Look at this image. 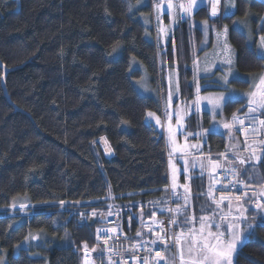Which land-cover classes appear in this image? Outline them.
<instances>
[{
  "label": "trees",
  "instance_id": "16d2710c",
  "mask_svg": "<svg viewBox=\"0 0 264 264\" xmlns=\"http://www.w3.org/2000/svg\"><path fill=\"white\" fill-rule=\"evenodd\" d=\"M247 1L237 0L235 18L245 17L256 4L264 7ZM150 2L0 0V209L23 196L27 207H36L0 213V256L8 252V264H80L83 246L96 247L95 227L80 226L72 212L99 208L109 189L119 203L166 197L164 137L146 123L149 111L162 117L163 102L143 96L135 85L139 74L131 72L134 57L156 79L160 53L147 24ZM206 11L197 16L204 18ZM234 19L217 23L230 27L236 69L261 73L264 59L234 27ZM253 24L258 30L259 23ZM244 105L228 102L227 122L233 114L245 115ZM201 118L207 125L212 115ZM195 127L193 119L189 129ZM101 139L111 146L113 158L104 156L97 144ZM230 147L226 136L210 133L203 151L217 154ZM240 147L231 150H242L243 143ZM235 159L241 160L229 156L227 162L238 165L244 176ZM180 186H185L184 176ZM190 190L192 212H203L208 203L200 173ZM151 217L153 212H141L126 217L123 226L138 238L142 222ZM255 223L233 264H264V218ZM34 234L53 239L54 246L41 249L40 258L31 257L33 250L14 256V249Z\"/></svg>",
  "mask_w": 264,
  "mask_h": 264
},
{
  "label": "built area",
  "instance_id": "2783aa9c",
  "mask_svg": "<svg viewBox=\"0 0 264 264\" xmlns=\"http://www.w3.org/2000/svg\"><path fill=\"white\" fill-rule=\"evenodd\" d=\"M152 8L157 3L151 0ZM244 124L233 123V117L230 120L232 133L240 138L244 147L240 151H221L217 154L207 152H196L188 156H178L168 153L166 137L164 138L166 147L167 161V185L163 189L166 192L164 199H157L146 202L119 203L117 197L109 190L108 197L102 200V206L91 207L72 212V216L80 226L95 227V243L99 248L100 258L104 264H166V260H161L155 256L156 251H161V255L166 257L170 252L164 251L167 247L175 257L176 264H181L179 259L181 244L179 231L187 216L189 221L192 216V206L187 195V204L185 205V190L175 189V195L172 189V162L183 158L198 160L203 166L202 177L204 180V194L208 205L214 209L221 208L231 203L251 202L252 210L257 216H260L263 208L260 191L248 185L240 176V168L231 166L227 162L230 155L240 156L251 151L250 144L256 141L264 143V125L259 123L264 117H247L236 115ZM239 129V130H237ZM98 143V142H97ZM264 151V147H263ZM218 159V169L212 168L214 159ZM225 189L221 191L220 189ZM211 189V195H207ZM228 189H231L229 191ZM222 198V202H221ZM215 201V203L213 202ZM219 204V207L217 206ZM150 211L154 217L144 220L140 231L142 236L131 238L125 230L123 223L126 217L134 218L138 213ZM93 213H95L93 215ZM216 216L237 215L238 213H215ZM161 215V216H160ZM216 216L211 214V218ZM175 219L176 223H170ZM231 222L221 221L222 224ZM161 228L163 231L161 232ZM193 228V222L188 223L186 230ZM115 230V231H113ZM157 233L164 237L159 240ZM175 237V239H173ZM155 241V243H153ZM151 249V251H149ZM83 251V255H84ZM90 252V251H89ZM85 254V261H92L93 252ZM98 253V254H99Z\"/></svg>",
  "mask_w": 264,
  "mask_h": 264
},
{
  "label": "crops",
  "instance_id": "0c3cea01",
  "mask_svg": "<svg viewBox=\"0 0 264 264\" xmlns=\"http://www.w3.org/2000/svg\"><path fill=\"white\" fill-rule=\"evenodd\" d=\"M257 1L262 2L261 0H248V5L252 6ZM160 0H157V3L155 6L151 8V18H147V24L148 27L154 29L155 32L157 31V35H155V43L157 46V51L159 53H163L167 55L168 61H172L175 64L174 57H173V44L175 43L177 46V79L181 80L180 85L183 90H185V87L187 85L186 83V75H185V67L184 62L185 58L187 59V63L192 65L193 62H198L197 64L204 63V60L206 58L207 54H218L217 57V65L213 68L212 71H203L202 68L200 69L197 65L192 68V72L188 71V77L192 80H195L198 86H204L208 85L209 80L219 83V81H225L227 80V84H235L236 82L230 78V74L226 72L227 69L229 70H237L236 69V50L234 46L232 45L230 41V27L228 24L222 25V27L217 22H222L223 20H227L229 18H235L238 13V2L237 0H232L229 4V7L226 8V0H220V4L217 8V15L215 17L211 16V10H212V0H196L197 6L192 9V14L189 16L187 13L183 12L182 9L178 7L179 4H185L187 5L189 0H171L173 7L168 8V0H166V3H159ZM161 5V7L158 9L157 5ZM234 5V6H233ZM201 9H206V16L204 18H200L197 16L198 12ZM234 27L240 30L242 33H244L248 39L249 34L254 32L255 37L259 42L261 41L260 38H258L256 32L257 30L254 29V22H258V27H264V7L261 5H257L254 8L249 9L248 14L245 17L242 18H235L233 20ZM240 22L249 23V25L244 24L242 26H238ZM189 24L192 25L191 28H189ZM223 24V23H221ZM237 24V25H236ZM227 28V32H224V28ZM248 29V30H245ZM262 29V28H261ZM194 35L195 45L190 46L189 45V36ZM258 42V43H259ZM250 43V39H249ZM255 46L257 48V44L251 45ZM165 49V51L163 50ZM217 50V52H213V50ZM186 55V57H185ZM212 61V59H211ZM216 85V84H215ZM172 110V109H171ZM174 112V110H172ZM206 113H209L212 115V120L216 117L212 113L206 111ZM259 115H264V109H260ZM258 114H253L258 115ZM244 116H248L246 113ZM217 119L219 121L212 122L209 126L205 128V134L203 132V135L200 137V145L199 148L195 151H191L187 154H178L175 151H171L174 155L179 156H188L192 153H196L199 151H202L204 149V141L206 139V136L210 133L214 134H220L227 137L228 143L231 146L230 151H232V147L241 148V140L235 136L232 131L231 127L225 128L224 124L229 123L227 122L226 117L224 115V109L222 111L221 115L217 116ZM189 129V128H188ZM176 139H177V134ZM198 141V139H196ZM264 144L262 141H256L255 143L250 144L251 151L246 155H240L239 158L241 160H244V164H239L244 169V176L243 179L248 183L249 186L258 189L260 191L261 195V202L262 206L264 208V151H263ZM234 149V148H233ZM228 151V150H224ZM218 159H214L212 163L213 169H218ZM185 162H187L185 164ZM195 165V166H194ZM173 166H175L176 172L181 174V177H185V186L188 187V196L191 201V206L193 207V201L190 197V187L191 182L196 178V173H200L202 177L203 172V166L198 160H192L188 158L181 159L177 162H174L172 164V175H173ZM202 166V170H201ZM245 167V168H244ZM255 170H259L261 172L262 178L259 180L257 176H254V180L261 181L262 185L261 187H258L254 184V182H250L247 180V175L252 171L251 168H254ZM181 177L177 180L181 179ZM256 182V181H255ZM243 203H230L228 205H225L221 208L212 209L211 212L208 211L209 206L206 205L203 212L197 211L196 214L192 212V216L190 217L191 220L193 216L196 218L193 222V228L199 229V220L202 216H210L214 213H229V212H236V209L239 207L241 210L247 209L245 215L248 217V221L245 222V226L241 231V241L237 244L236 252L233 254V259L236 258L240 250L243 248L245 244L249 242L251 239V236L254 233V230L247 229L246 224L248 222L252 223L254 226H256L255 221L253 219L255 218L256 214L250 207L251 202H244ZM210 210V209H209ZM262 213V212H261ZM261 218H264V213H262ZM207 223V222H206ZM188 223L183 222L181 229L179 231V236L181 233V230L185 233V237H187V230ZM215 231V228L212 229ZM184 250V256L185 259L188 258L187 253V244L186 242L181 245ZM181 252V248H180ZM170 253L168 254L167 258L169 257ZM172 255V254H171ZM173 256V255H172Z\"/></svg>",
  "mask_w": 264,
  "mask_h": 264
},
{
  "label": "rangeland",
  "instance_id": "374dc122",
  "mask_svg": "<svg viewBox=\"0 0 264 264\" xmlns=\"http://www.w3.org/2000/svg\"><path fill=\"white\" fill-rule=\"evenodd\" d=\"M157 2V0H154ZM232 0H226V8L229 7V4ZM262 3H264V0H261ZM152 2V1H151ZM159 3H166V0H160ZM152 4L150 3V7ZM244 24L249 25V23L240 22L238 26H242ZM237 25V24H236ZM192 25L189 24V28H191ZM259 28H264L259 27ZM259 28L256 32L258 38L261 36H264L263 32L259 31ZM248 30V29H245ZM154 31V35H157V31ZM250 44L254 45L257 44V52L258 56L262 59H264V43L259 40L253 33L249 34ZM195 36L190 35L189 36V45L194 46L195 45ZM259 42V43H258ZM177 46L174 43L173 44V57L175 64L172 61H168L167 55L163 54L162 52L160 54L157 53V74L156 79L153 75H151L146 68L140 61H138L136 58L131 59V72L132 73H138L139 78L135 81V85L138 89V91L147 98H153V99H159L161 102H163V111H162V117H160L155 112L149 111L146 115V123L150 126H153L158 131L165 132L166 136V142H167V148L168 153L171 154L172 145L169 139V131L168 126L169 123L172 126L173 131L177 134V144L180 146L182 151L176 152L178 154H187L191 151H195L199 148L200 145V137L203 135V132L205 134V128L212 122L219 121L217 119L218 115L222 114V111L225 107V105L228 102H244L245 105L242 109L246 111L248 114L247 117H253V114H258L260 112V109L257 105L250 103V96L249 94L255 91L258 83L259 78L261 76H264V71L258 74H242L238 70H229L227 69L226 72L230 74V78H232L236 83L233 84H225V81H219V83H216L211 80H209L208 85L204 86H198L195 80L190 79L188 75V71L192 72V68L194 66H198L200 69L202 68L203 71H212L214 67H216L217 63V57L218 54H207L206 58L204 60V63L197 64L198 62H193L192 65L187 63V59L185 58L184 67H185V75H186V87L185 90L182 89L180 85L179 79H177ZM165 51V49L163 48ZM213 52H217V50H213ZM120 54V51L118 50L115 52L114 57H118ZM186 57V55H185ZM212 59V61H211ZM216 84V85H215ZM197 88H199V91H197ZM223 96V100H217L218 97ZM211 101V102H210ZM216 103H219V107H214ZM255 107L256 111L249 112L247 111L248 107ZM174 112H172V110ZM206 111L212 113L214 116H216L213 120L208 121V125H206V120L202 119L203 113H206ZM149 113H152L153 115H149ZM254 116H260L254 115ZM157 118L159 119V123H157ZM195 120V129H188L191 124L192 120ZM179 125V127H178ZM198 139V141L196 140ZM168 140V141H167ZM99 147L101 148L104 156L107 159H111L114 157V152L109 145V143L105 139H101L97 143ZM110 151V152H108ZM112 155H110V154ZM252 171H250L251 175H247V180L250 182H254V184L258 187L263 186L261 181H259L262 178L261 172L259 170H255L254 168H251ZM177 180L181 177V174L176 172ZM254 176H257L259 180H254ZM256 181V182H255ZM15 204V207L11 206L10 208H3L0 209V213H14V212H23L25 209H29L34 211L36 209L35 206H28L29 200L27 197H19L15 199L13 202ZM21 205H24V207H21ZM261 217V216H260ZM257 218H254L253 221H257ZM34 237H38V239H35ZM54 246V240L53 239H47L45 235L42 234H34L33 236H29L27 239H25L19 246H17L14 251L13 255L18 256L21 252V250H27L33 252L30 254L32 258H40L41 257V249L53 247ZM84 247L81 252V263L80 264H91L89 262L86 263L85 261V254H91L90 252H93L92 254L95 255L94 258L98 259L97 254L99 253V248L96 246L95 248H90L87 246V249H85L86 253L84 251ZM90 251V252H89ZM100 255V253H99ZM101 257V256H99ZM8 258L9 253L3 252L0 256V264H8ZM94 259L92 264H102V261ZM103 260V259H102ZM104 262V261H103Z\"/></svg>",
  "mask_w": 264,
  "mask_h": 264
},
{
  "label": "snow or ice",
  "instance_id": "6c2138e0",
  "mask_svg": "<svg viewBox=\"0 0 264 264\" xmlns=\"http://www.w3.org/2000/svg\"><path fill=\"white\" fill-rule=\"evenodd\" d=\"M220 4V0H212V10L211 16L215 17L217 15V8ZM168 8H172L171 0H168ZM197 6L196 0H189L188 4H179L178 7L183 10V12L187 13L189 16L192 14V9ZM234 6V5H233ZM161 5H157L159 9ZM224 32H227V28H224ZM262 43H264V36L260 37ZM225 84H227V80H225ZM199 91V88H197ZM250 103L257 105L259 108L264 109V76L259 78V83L252 93L249 94ZM224 97L220 96L217 100H223ZM211 102V101H210ZM219 103H216L214 107H219ZM247 111L254 112L256 111L255 107H248ZM149 115H153L149 113ZM233 123H238L240 125L244 124L243 120H239L238 117L233 114ZM157 123H159V119L157 118ZM259 123L264 125V120H260ZM179 127V125H178ZM225 128L231 127L228 123L224 124ZM239 130V129H237ZM169 131V139L172 145L173 151L180 152L182 149L177 144L175 132L172 129L171 124L168 126ZM187 162H185L186 164ZM241 164H244V160H240ZM195 166V165H194ZM202 170V166H201ZM177 187H184L185 189V205L187 204V193L189 191L187 186H180L177 184V175L175 166H173V175H172V189L173 194L175 195V189ZM224 191L225 189H220ZM231 191V189H228ZM264 194V193H262ZM207 195H211V189ZM215 203V201H213ZM222 202V198H221ZM231 203V202H229ZM15 207V204L12 205ZM219 207V204L217 205ZM24 207V205H21ZM247 209L241 210L239 207L236 209L237 215H219L216 216L215 219H212L208 216H202L199 220V229H189L187 237H185V233L181 230L179 243L183 245L185 242L187 244V253L188 258L185 259L183 247H181V252L179 259L181 264H233V254L236 252L237 244L241 241V231L245 226V222L248 221V217L245 215ZM261 212L264 213V208L261 209ZM95 213H93L94 215ZM195 217L193 216L192 221H189L187 216L185 217V223H192L195 221ZM231 221L226 224H222L221 221ZM207 222V223H206ZM170 223L175 224V219H171ZM254 225L250 222L246 224L247 229L254 230ZM215 228V231L212 229ZM115 231V230H113ZM163 229L161 228V232ZM139 235V233H138ZM157 237L159 240H163L164 237L157 233ZM38 239V237H34ZM175 239V237H173ZM155 243V241H153ZM85 249H87V245H85ZM151 251V249H149ZM164 251L170 252L168 258L161 255V251H156L155 256L159 257L161 260H166V264H176L175 257L171 255V250L169 248H165ZM147 264V261H145ZM158 264V261H157Z\"/></svg>",
  "mask_w": 264,
  "mask_h": 264
},
{
  "label": "bare ground",
  "instance_id": "6f19581e",
  "mask_svg": "<svg viewBox=\"0 0 264 264\" xmlns=\"http://www.w3.org/2000/svg\"><path fill=\"white\" fill-rule=\"evenodd\" d=\"M151 3V2H150ZM155 6V5H154ZM231 120V119H230ZM166 133V132H165ZM164 135V134H163ZM168 141V140H167ZM255 143V142H254ZM169 148V147H168ZM203 151V150H202ZM108 152H110V151H108ZM200 152V151H199ZM111 153V152H110ZM109 153V154H110ZM210 153V152H209ZM111 155V154H110ZM112 156V155H111ZM245 157H246V155H245ZM184 159V158H183ZM216 159V158H215ZM231 160H232V158H230ZM228 161V160H227ZM235 161V160H234ZM217 163H218V161H217ZM233 166H235V165H233ZM238 166V165H237ZM245 168V167H244ZM242 169L240 168V176H241V178L243 179V173H242V171H241ZM244 180V179H243ZM245 181V180H244ZM110 190V189H109ZM261 196V195H260ZM262 198V197H261ZM262 201V200H261ZM243 204H244V202H243ZM242 204V205H243ZM63 205V204H62ZM263 205V204H262ZM79 207V206H78ZM87 207V206H86ZM81 209V208H80ZM84 209V208H83ZM75 210V209H74ZM65 211V210H64ZM152 213V212H151ZM261 215H262V213H261ZM136 217V216H135ZM138 217V216H137ZM210 217V216H209ZM262 217V216H261ZM130 220V219H129ZM124 224V223H123ZM126 230V229H125ZM95 235V234H94ZM95 241V240H94ZM95 243V242H94ZM96 244V243H95ZM95 256V255H94ZM94 259H96V258H93L92 259V261H86V263L87 262H89V263H93V261H94ZM98 259L100 260V262L102 261V264H104V262H103V260H102V258H100V257H98ZM98 259H96V260H98Z\"/></svg>",
  "mask_w": 264,
  "mask_h": 264
},
{
  "label": "water",
  "instance_id": "95a60500",
  "mask_svg": "<svg viewBox=\"0 0 264 264\" xmlns=\"http://www.w3.org/2000/svg\"><path fill=\"white\" fill-rule=\"evenodd\" d=\"M237 162H238V164H241L240 161L237 160ZM178 183H180V180L178 181ZM131 196H132V195H131ZM131 196H129V198H130Z\"/></svg>",
  "mask_w": 264,
  "mask_h": 264
}]
</instances>
